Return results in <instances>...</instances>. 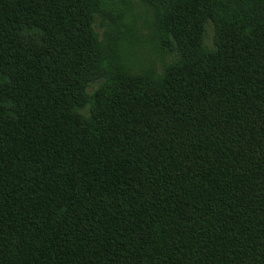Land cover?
<instances>
[{"label": "trees", "instance_id": "1", "mask_svg": "<svg viewBox=\"0 0 264 264\" xmlns=\"http://www.w3.org/2000/svg\"><path fill=\"white\" fill-rule=\"evenodd\" d=\"M140 2L159 85L106 82L99 0H0V264H264V0Z\"/></svg>", "mask_w": 264, "mask_h": 264}, {"label": "rangeland", "instance_id": "2", "mask_svg": "<svg viewBox=\"0 0 264 264\" xmlns=\"http://www.w3.org/2000/svg\"><path fill=\"white\" fill-rule=\"evenodd\" d=\"M218 3L215 20L246 18L247 0H222ZM96 30L100 39L98 59L107 83L119 84L126 76L133 75L145 84L159 85L154 74H147V67L168 59L160 50V28L156 11L144 8L140 0H99ZM215 22L204 25L203 49H214ZM104 79V78H103Z\"/></svg>", "mask_w": 264, "mask_h": 264}]
</instances>
